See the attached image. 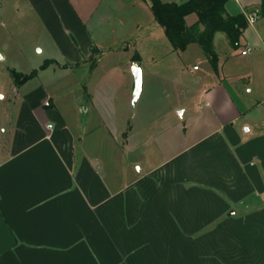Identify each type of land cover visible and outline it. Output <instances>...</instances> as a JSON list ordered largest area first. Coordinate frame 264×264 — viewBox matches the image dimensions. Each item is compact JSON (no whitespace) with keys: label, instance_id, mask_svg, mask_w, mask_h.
Masks as SVG:
<instances>
[{"label":"crops","instance_id":"obj_1","mask_svg":"<svg viewBox=\"0 0 264 264\" xmlns=\"http://www.w3.org/2000/svg\"><path fill=\"white\" fill-rule=\"evenodd\" d=\"M23 3L11 19L33 16L47 44L28 29L0 53V264H264V38L247 26L168 123L172 107L119 94L127 72L99 73L124 44V0ZM262 3L226 12L259 9L261 36ZM2 61L37 73L16 85Z\"/></svg>","mask_w":264,"mask_h":264},{"label":"rangeland","instance_id":"obj_2","mask_svg":"<svg viewBox=\"0 0 264 264\" xmlns=\"http://www.w3.org/2000/svg\"><path fill=\"white\" fill-rule=\"evenodd\" d=\"M124 1L126 7L121 16V21L126 22L124 44L120 46L122 47L120 50L102 57L98 67L99 73L107 76L116 69L127 72V77H115L112 85L118 88L119 94H129L135 109L148 108L152 110V115L164 118L165 114L168 117V111L172 107L174 111L171 116L169 115L167 122H183L187 117L180 115V111L187 105L186 100L184 102L183 99L192 90L197 92V80L204 77L213 65L203 47L197 42L189 44L184 50L175 49L164 29L156 22L148 0ZM23 2L24 0H0V7L1 5L3 7V11L0 10V53L3 49L16 45L17 42L18 44L26 42L28 29H33V32L42 37V42L47 44L46 35H43L44 26L33 16L11 19L17 9L24 11ZM138 24L141 26L137 27ZM255 27L258 30H264V16L255 24ZM11 31L14 33L12 42L9 35ZM246 31L248 34L251 33L253 40L262 42L264 34L258 35L250 24ZM214 44L217 53L223 56L229 53L228 50L232 46L225 32L216 35ZM100 52L101 50L97 48L90 57L92 68ZM136 52L142 54V88L137 94V99L134 97L135 75L129 60L130 56ZM134 57L140 58L138 54ZM126 61L130 63L127 66ZM2 62V69L8 70L10 75L13 66H10L7 61ZM200 102V99L198 102L195 100L189 107L199 105Z\"/></svg>","mask_w":264,"mask_h":264},{"label":"trees","instance_id":"obj_3","mask_svg":"<svg viewBox=\"0 0 264 264\" xmlns=\"http://www.w3.org/2000/svg\"><path fill=\"white\" fill-rule=\"evenodd\" d=\"M229 0H148L156 22L164 29L175 49L184 50L191 43H199L217 70L219 55L215 49L214 38L217 32H225L233 48L240 46V37L248 26L243 13L231 15L226 12ZM264 8V0L262 3ZM196 14L197 19L189 23L187 17ZM97 48H94V52ZM93 52V53H94ZM138 60L139 58H135ZM47 60L41 68L49 65ZM16 85H20L37 73L31 74L11 70Z\"/></svg>","mask_w":264,"mask_h":264},{"label":"water","instance_id":"obj_4","mask_svg":"<svg viewBox=\"0 0 264 264\" xmlns=\"http://www.w3.org/2000/svg\"><path fill=\"white\" fill-rule=\"evenodd\" d=\"M132 71L135 75V95H137L142 86V67L140 61L136 60L132 62Z\"/></svg>","mask_w":264,"mask_h":264},{"label":"built area","instance_id":"obj_5","mask_svg":"<svg viewBox=\"0 0 264 264\" xmlns=\"http://www.w3.org/2000/svg\"><path fill=\"white\" fill-rule=\"evenodd\" d=\"M259 16H260V10L259 9H255V10L245 12V17H246L247 22L249 24H254L256 22V20L259 18ZM263 44H264V40H263ZM248 51H249V49H244L242 51V53L247 54Z\"/></svg>","mask_w":264,"mask_h":264}]
</instances>
